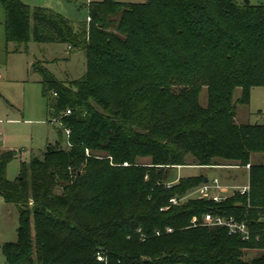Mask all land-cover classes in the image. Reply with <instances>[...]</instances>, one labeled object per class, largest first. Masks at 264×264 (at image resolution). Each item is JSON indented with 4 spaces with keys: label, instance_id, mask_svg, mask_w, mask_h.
I'll return each mask as SVG.
<instances>
[{
    "label": "trees",
    "instance_id": "1",
    "mask_svg": "<svg viewBox=\"0 0 264 264\" xmlns=\"http://www.w3.org/2000/svg\"><path fill=\"white\" fill-rule=\"evenodd\" d=\"M0 2L16 50L32 36L83 49L87 60L72 80L35 62L69 144L49 143L13 180L17 152H0V198L19 210L18 239L0 242L7 264H264V124L235 119L264 85V1L91 0L77 23L24 0ZM218 160L250 164L249 191L170 202L208 178L168 180L172 167ZM208 212L245 220L252 237L193 224Z\"/></svg>",
    "mask_w": 264,
    "mask_h": 264
},
{
    "label": "rangeland",
    "instance_id": "2",
    "mask_svg": "<svg viewBox=\"0 0 264 264\" xmlns=\"http://www.w3.org/2000/svg\"><path fill=\"white\" fill-rule=\"evenodd\" d=\"M62 11L75 23L88 19L90 0H57ZM144 2L146 0H120ZM244 1V0H242ZM264 0H250L261 3ZM55 10V9H54ZM57 11V10H56ZM4 7L0 3V22L3 21ZM16 42L9 43V59L0 61V152L13 150L17 156L10 160L7 167L9 179H16L21 172V162H29L32 155H42L49 143L61 142L67 146L68 132L59 133L58 124L51 121L46 100L42 94V77L35 67V62L43 63L49 71L61 80H72L82 77L87 69L86 54L83 49L71 48L64 42L37 41L30 36L27 44L20 45L21 51H12ZM241 89L235 92L240 97ZM203 104L207 102V90L201 93ZM237 122L264 124V85L253 86L248 104L239 103L235 117ZM66 129V128H65ZM89 153L90 151L87 150ZM100 157L104 151H95ZM255 155L254 160L261 158ZM192 160V159H190ZM139 161L149 163L150 157H141ZM187 164L172 167L168 180L180 176L206 174L209 178L218 176L224 184L235 188L249 182V171L243 165L222 164ZM240 166V167H239ZM195 195L193 194V197ZM19 210L13 203L0 198V242L18 239ZM254 253V250H250ZM0 264H7L4 254L0 255Z\"/></svg>",
    "mask_w": 264,
    "mask_h": 264
},
{
    "label": "built area",
    "instance_id": "3",
    "mask_svg": "<svg viewBox=\"0 0 264 264\" xmlns=\"http://www.w3.org/2000/svg\"><path fill=\"white\" fill-rule=\"evenodd\" d=\"M70 112V110H67ZM54 122H58L57 120H53ZM70 133L69 129H65ZM250 168V164L246 165ZM171 186V182L168 183ZM249 184L244 185L242 187L235 188L231 191V187L225 186L219 177L215 176L213 178H207V180L202 183L197 188L190 191L184 197L173 196L170 198V202L172 204H176L188 197H201L207 199H213L215 201H222L226 199L228 196L234 194L236 191H240L241 193H245L249 191ZM167 207H163L162 209H166ZM192 222L194 225H210V226H223L227 229L228 234L230 235H240L244 240H249L252 237L253 231L250 228L249 224L245 220H240L236 218L234 215H222V214H214L211 212L205 213L201 218L193 217ZM172 228H167V231H171ZM141 231V229H139ZM157 234H160V231L157 230ZM143 239L146 237L144 233L141 234ZM98 259L103 260L104 257L101 253H98Z\"/></svg>",
    "mask_w": 264,
    "mask_h": 264
},
{
    "label": "crops",
    "instance_id": "4",
    "mask_svg": "<svg viewBox=\"0 0 264 264\" xmlns=\"http://www.w3.org/2000/svg\"><path fill=\"white\" fill-rule=\"evenodd\" d=\"M24 2L27 3L32 8L36 7V6H43V7L51 8L53 10L55 9V11L57 10L58 12H60V13H62L68 17L67 13H65L61 9H58V8H60L58 6H61V5H60V2H58L57 0H24ZM0 3L3 5L2 2H0ZM3 7H4V12H2V16H1V18H3V21L0 22V61H4L5 59H6V61H8V59L10 57V55H9V50H10L9 43L10 42L7 40V36H6L7 11H6V8L4 5H3ZM88 18H89V16H88ZM17 47H19V46L18 45H16V47L14 46L12 51H15L17 53V52H20L22 50L21 47L19 50H16ZM236 166H238V165H236ZM243 167H246L249 171V167H247L246 165ZM248 184H249V182H248ZM224 185L228 186L226 184H224Z\"/></svg>",
    "mask_w": 264,
    "mask_h": 264
},
{
    "label": "water",
    "instance_id": "5",
    "mask_svg": "<svg viewBox=\"0 0 264 264\" xmlns=\"http://www.w3.org/2000/svg\"><path fill=\"white\" fill-rule=\"evenodd\" d=\"M245 3H250V0H244ZM207 180V179H206Z\"/></svg>",
    "mask_w": 264,
    "mask_h": 264
}]
</instances>
